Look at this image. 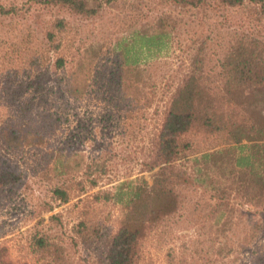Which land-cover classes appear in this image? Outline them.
Segmentation results:
<instances>
[{
	"label": "trees",
	"instance_id": "obj_1",
	"mask_svg": "<svg viewBox=\"0 0 264 264\" xmlns=\"http://www.w3.org/2000/svg\"><path fill=\"white\" fill-rule=\"evenodd\" d=\"M116 1L47 0L46 4L76 20L86 21L96 17L103 5ZM140 1L135 0V7L129 9L135 8V29L112 48L110 73L116 81L111 105L102 115L105 132L113 127L112 114L118 113L123 121L120 135L125 136L131 109L151 105L149 92H156L155 85L148 84L153 79V65L169 54L174 41L172 34L186 24L183 14L190 13L192 18L188 22L199 29L190 37L188 68L176 74L159 126L148 142L142 166L153 172L151 183L120 182L112 187L113 193L104 191L96 199L121 204L124 214L116 222L115 231L98 248L95 264H136L139 246L155 227H162L164 221H177L184 210L194 214L200 202L207 209L202 217L205 224L223 227L233 210L230 197L236 195L244 198L252 212L245 211L243 216L249 232L244 242L264 238V36L229 39L232 32L221 30L232 26L226 24L233 10L236 13L248 9L247 23L252 19L257 25L264 22V0H162L170 12H163L152 22L141 20ZM11 12L0 5V17H8ZM215 29L222 32L216 33ZM64 31V18L49 24L46 35L52 50H60L61 42L53 47V39ZM83 51L71 58V63L64 55L52 61L53 73L61 74L56 91L57 100L61 101L59 109L45 108L37 113L28 97L9 105L7 112L0 115V189L20 180L12 158L24 151L40 152L43 146L41 154L30 161L31 171L52 175V202L68 203L72 191L79 194L86 186L96 187L98 179L105 175L107 161L99 155L86 157L75 147L77 135L70 129L68 114L63 112L66 102L85 97L91 69L101 70L97 66L101 61L98 47ZM32 59L30 66L38 70L39 65ZM133 84L131 95L129 89ZM208 134L222 136V144L229 147L194 152L195 147L211 138ZM54 139L61 142L50 145ZM39 161L43 168L38 167ZM188 192H200V199L194 201ZM52 210L48 207L44 212ZM49 221L55 226L52 222H60L59 215H53ZM82 239L89 248L102 241H91L87 236ZM31 246L46 264H69L65 256L67 245L62 240L38 233L33 235ZM251 264H264V255L260 263Z\"/></svg>",
	"mask_w": 264,
	"mask_h": 264
},
{
	"label": "rangeland",
	"instance_id": "obj_2",
	"mask_svg": "<svg viewBox=\"0 0 264 264\" xmlns=\"http://www.w3.org/2000/svg\"><path fill=\"white\" fill-rule=\"evenodd\" d=\"M46 1L0 0V5L12 10L8 17H0V115L7 112L9 105H16L28 97L33 111L37 113L45 108L59 109L61 101L57 100L56 91L61 74L53 73L52 61L64 55L71 63V58L83 50L98 47L101 61L97 66L101 70L91 69V83L85 97L77 102H66L63 112L68 114L70 129L78 136L75 147L86 157L99 155L106 160L107 170L98 179L96 187L86 186L84 192L79 194L72 191L68 203L61 204L50 200V186L54 183L52 175L44 176L43 172L31 171L30 161L41 154L44 146L39 148L40 152L24 151L16 159L12 158L16 162L14 171L20 180L15 185L0 189V264H46L31 246L33 235L38 233H47L62 240L67 245L65 256L69 264H95L98 248L115 231L116 222L124 214L121 204L97 201V197H101L104 191L113 193L112 187L120 182L151 183L153 172L142 166L148 154V142L159 126L176 74L188 68L190 37L199 28L188 22L192 18L190 13L183 14L186 24L178 27V37L176 33L174 36L172 34L174 41L169 54L153 65V79L148 84L155 85L156 92H149L151 105L131 109L126 120L127 128H124L127 129L126 135L123 136L120 135L123 121L118 113L112 114L113 127L106 132L101 120L105 108L111 105L116 81L110 73L112 48L121 38L127 39L135 29V8L129 10L135 7V0H117L103 5L96 17L86 21L62 14L48 6ZM140 2L143 4L138 14L143 21L152 22L163 12H170L169 6L162 0ZM248 11L240 9L235 13L233 10L226 24L232 26L221 29L226 33L232 32L229 39L233 36L249 39L257 36L261 39L264 36V22L259 25L254 24L253 19L251 23L245 22L249 17ZM174 15L177 16V11ZM57 18L65 19V31L53 39V47L61 42L58 51L55 48L52 50L46 35L49 24ZM221 30L215 29V32L221 33ZM32 58L39 65L38 70L30 66ZM132 89L134 84L129 89L131 95L134 93ZM15 94L16 97L11 99ZM224 109L225 106H222L221 110ZM129 134L133 137H129ZM208 137L211 138L195 147L194 152H211L216 147H229L222 144L224 138L220 135L208 134ZM57 142L61 140L54 139L50 145ZM39 163L41 165L38 167L43 168L42 162ZM189 194L194 201L200 199V192ZM188 200L191 202V199ZM230 200L233 210L223 227L205 224L202 217L207 209L203 202H200L194 214L184 210L177 221H164L162 227H155L139 246L136 264L260 263L264 255V238L255 239L253 243L244 242L249 232L244 226L243 216L245 211L252 212L242 196H231ZM48 207L53 210L44 212ZM204 208L206 210L202 212ZM53 215H59L60 220L52 222L55 226L49 221ZM198 222L199 225L196 224ZM86 236L91 241H102L89 248V244L82 241Z\"/></svg>",
	"mask_w": 264,
	"mask_h": 264
}]
</instances>
